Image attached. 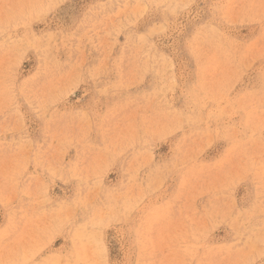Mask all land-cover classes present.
<instances>
[{"label":"rangeland","instance_id":"rangeland-1","mask_svg":"<svg viewBox=\"0 0 264 264\" xmlns=\"http://www.w3.org/2000/svg\"><path fill=\"white\" fill-rule=\"evenodd\" d=\"M0 264H264V0H0Z\"/></svg>","mask_w":264,"mask_h":264}]
</instances>
